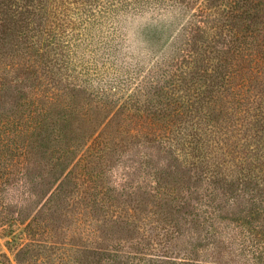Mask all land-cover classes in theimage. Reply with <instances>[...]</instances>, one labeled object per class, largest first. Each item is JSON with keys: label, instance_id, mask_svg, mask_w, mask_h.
<instances>
[{"label": "trees", "instance_id": "16d2710c", "mask_svg": "<svg viewBox=\"0 0 264 264\" xmlns=\"http://www.w3.org/2000/svg\"><path fill=\"white\" fill-rule=\"evenodd\" d=\"M161 2L164 0H135L131 8L142 9L150 3L159 7ZM178 2H173L180 7L178 14L187 18L172 37L173 48L148 73L146 81L151 84H141L115 108L125 80L108 83L107 88H103L104 94L96 98L97 102L87 103L85 108L78 110L83 121L76 124L83 127L76 130V136L70 135L65 146L58 149L62 156L60 162L70 158L76 161L35 210V196L48 180H38L35 171L38 162L33 158L36 150L22 138L29 126L26 122L34 112L25 118H17V121L4 117L0 112V195L10 187L16 193L10 207L0 203V225L11 219L12 211H17L27 229V240L16 249L17 264H230L219 260V246L226 242H237L239 245L236 252L241 262L237 264H264V207L262 212L259 210V214L263 215L260 224L248 220L240 224L242 227L238 224L237 227L241 228L218 232L216 222L220 221L218 213L221 208L215 201V192L220 182H223L221 187L231 182L227 183L226 176L217 177L211 165L200 170L211 171V175L205 177H200L197 169L189 173L188 178L182 174L168 178L156 173L150 195L147 197L138 193L133 202L126 200L120 206L122 214L111 221L96 215L97 206L104 201L95 197L92 190V187H97L92 184L97 175L87 163L82 165L81 170L79 168L91 142L103 134L113 133L111 126L117 122L113 127L127 130L132 138L147 137L160 145L167 143L170 148L181 143V158H184L186 168L189 162H186L189 158L187 153L193 154L196 149L203 148L209 153L215 152L209 158H251L250 163L244 159L239 164H244V167L246 163L252 164L264 171V159H261L264 158V0ZM111 3L113 0L102 3L99 0H55L49 14L54 18L60 17V13L65 16L64 21L55 23L62 33V27L73 22L66 19L72 16L70 12L91 17L95 15L92 6L96 4L103 5L100 12L108 16L118 10L111 8ZM129 3H123V6ZM59 29L49 26L45 30V38H55L56 43L64 42L66 36H61ZM21 57L13 61L10 59L9 68H2L0 64V100L9 83L26 81V74L31 72L39 70L40 73L36 64H40L39 59L44 57L42 54L38 53L37 58H32L31 54H21ZM140 68L137 66V69ZM13 70H18L17 74L14 75ZM48 71L45 70L44 76L46 87L36 86L39 100L56 102L66 98L56 90L57 85L52 82L54 78H50L53 72ZM149 92L153 96L141 103L140 96ZM189 96L201 103L196 110V121L210 125L204 129L202 124L204 138L210 140L204 147L199 144L201 138L197 136L198 132H188L192 137L184 135L192 105L185 102ZM70 130L65 127L63 131L68 135ZM116 130L119 133L118 128ZM213 141L218 144L216 148ZM85 145L86 148L80 152ZM194 156L201 157L196 152ZM192 162L197 166L196 161ZM67 176L71 178L70 185L65 179ZM194 176L204 182H191ZM184 190L186 194L180 195ZM74 195L77 210L73 203L71 208L68 206L67 215L70 211H77L81 220H85L84 232L89 236L90 246L74 247L69 236L78 231L67 232V228L57 223L59 215L56 214L58 206L55 201L67 203L70 202L67 197L71 196V199ZM147 199H151V204ZM260 202L264 204V197ZM148 204L150 208L145 209ZM184 204L187 208H194L185 212L196 216L190 228L203 227L214 237V250L207 263L200 262L196 244H191V248L185 247L182 255L173 254L175 248L171 243L183 234L175 216L179 215ZM144 210L148 211L149 220L143 218ZM254 211L249 210V213ZM137 220L144 224V228L138 225ZM167 225L173 226V229L170 230ZM118 231H124L120 238ZM158 248L161 252H153L154 249L159 251ZM3 257L0 264H13L7 254Z\"/></svg>", "mask_w": 264, "mask_h": 264}, {"label": "rangeland", "instance_id": "374dc122", "mask_svg": "<svg viewBox=\"0 0 264 264\" xmlns=\"http://www.w3.org/2000/svg\"><path fill=\"white\" fill-rule=\"evenodd\" d=\"M134 1L113 0L110 6L118 10L107 14L108 16L100 12L104 6L96 4L92 6L95 15L91 17L70 12L72 16L69 15L66 19L73 22L63 26L64 31L61 33L59 26L55 23L64 21L65 16L60 13V17L54 18L49 14V9L55 0H0L1 67L9 68L11 60L21 59V54L27 56L31 54L32 58H37L38 53L44 56L39 59L40 64H36L40 73L39 70L31 72L26 74V81L9 83L0 100V112L6 118L17 121V118H25L32 111L34 112L33 117L26 122L29 126L27 130H24L22 138L36 150L33 158H36L38 162L35 167L38 180H48V183L43 185L35 196L34 210L49 196L76 161L75 158H70L60 162L62 156L58 149L65 146V142L70 140L71 136L77 135L76 130L83 127L76 124L83 121L78 110L85 108L87 103H95L99 94H104L103 88H107L108 83L125 80L123 92H119L121 97L116 100L115 108L121 105L127 94L136 91L141 84L150 85L151 83L146 81L148 73L173 48L172 37L187 18L178 14L180 7L175 4L179 3L178 0H164L159 7H154L153 2L154 4L145 5L146 7L142 9L131 8L135 4ZM102 2L106 0H99V3ZM127 2L130 3L123 6V3ZM51 25L59 29L61 36H66L64 42L56 43L55 38H45V30ZM137 66L141 68L137 69ZM33 68L37 70V67ZM47 69L51 74L53 72L50 78H54L52 82L57 85L56 90L63 96H67L66 98L56 102L39 100L36 86L46 87L44 76ZM13 72L15 75L18 70ZM10 76L11 74H8L9 78ZM152 96V92L141 95V103L148 101ZM207 96L208 94L205 98ZM185 102H190L192 105L189 118L185 123L187 127L184 129V135L192 137L188 132H198L197 136L201 138L199 144L204 147L210 140L204 138L203 123L196 121V110L201 103L193 96L186 98ZM203 125L204 129L210 126L205 123ZM113 126H111L113 133L111 131L108 135L103 134L91 142L79 166L81 170L82 165L87 163L91 171L97 175L92 183L97 187L95 189L92 187V190L95 197H101L104 200L97 206V216L111 221L113 217L122 214L120 206L126 200L133 202V198L138 193L148 197L152 189V180L158 172L168 178L176 177L177 174L188 178L189 173H193L196 169L199 172L202 168L211 165L217 177L226 176L227 183L231 182L225 185L227 188L221 187L223 182H220L215 192V201L221 208L218 213L220 221L216 222L217 231L227 232L235 227L241 228L240 224H245L248 220L257 224L262 222L263 215L259 214V210L262 212L264 207V204L260 202L264 197V179L262 178L264 171H260L259 167L248 163L245 167L244 164L240 165L239 163L245 158H209V155H214L215 152L209 153L207 149L199 148L193 154L187 153L189 158L186 162H189L186 168L183 164L184 158H181L183 149L181 143L174 144L170 148L167 143L160 145L147 137L132 138L127 130L121 131L119 127ZM65 127L69 130L73 128L68 131V135L63 131ZM74 130L75 133H73ZM212 143L216 148L218 144L214 141ZM85 148L86 145L80 152ZM220 151H222L221 148ZM195 152L201 157H195ZM250 159L245 160L250 163ZM192 161H196L197 166ZM206 170L200 171V177L211 175V171ZM197 177H192L191 182L198 181ZM65 179L70 185L71 178L67 176ZM203 182L204 180L200 178L198 184ZM14 194H16L15 189L11 187L1 192L2 206L10 207L11 202H14L16 198ZM183 194H186L185 190L180 193V195ZM70 197H67L70 200L67 203L55 201V205L58 206L56 214L59 215L57 223L62 228H67V232L78 231L75 235L69 236L72 237L71 242L74 247L76 245L90 246L89 236L84 232L85 220H81L77 211H70L67 215L66 210L68 206L71 208L73 203L77 210L76 195L71 199ZM147 200L150 203L151 199ZM150 204L145 205V209L150 208ZM193 209L192 206L187 208L184 204L182 211L175 216L176 223L183 234L176 239L173 238L175 239L171 243L175 248L173 254L182 255L185 247L191 248L196 244L200 262L207 263L209 262L207 260H211L214 250V237L210 236L203 227L190 228L196 216L185 212ZM252 209L257 210L250 214L249 210ZM144 212L143 218L145 221L149 220L148 211L144 210ZM11 214V219L0 225V260L4 259V254H7L12 263L17 264L16 249L27 240V229L25 221L20 219L21 216L17 211H12ZM137 222L144 228L141 221L137 220ZM238 224L241 227H237ZM167 226L170 230L173 229V226ZM162 231L164 232V229ZM123 234L124 231L117 232L119 238ZM133 234L135 235V232ZM40 238L44 239L42 236ZM219 250V260L230 264L241 262L237 259L236 251L239 250L237 242L222 243ZM153 252H161V250L154 249Z\"/></svg>", "mask_w": 264, "mask_h": 264}]
</instances>
